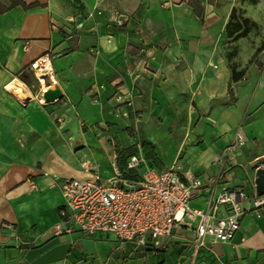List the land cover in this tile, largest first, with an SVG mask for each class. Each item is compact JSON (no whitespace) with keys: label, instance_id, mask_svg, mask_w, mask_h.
<instances>
[{"label":"crops","instance_id":"1","mask_svg":"<svg viewBox=\"0 0 264 264\" xmlns=\"http://www.w3.org/2000/svg\"><path fill=\"white\" fill-rule=\"evenodd\" d=\"M232 22L241 24L233 37ZM257 33L264 0H0V264H264V213L249 201L231 242L199 248V219L155 248L151 237L144 247L65 233L60 216L63 179L125 178L134 154L198 177L195 209L207 211L223 187L257 195L264 38L249 41ZM48 54V85L63 93L49 104L47 89L18 82ZM128 93L134 105L117 116L115 97ZM239 131L245 144L233 148Z\"/></svg>","mask_w":264,"mask_h":264},{"label":"built area","instance_id":"2","mask_svg":"<svg viewBox=\"0 0 264 264\" xmlns=\"http://www.w3.org/2000/svg\"><path fill=\"white\" fill-rule=\"evenodd\" d=\"M97 13L90 12L88 18L93 19ZM111 40L109 38V42ZM48 61L50 63L49 54L30 66L43 89L50 87L48 82L55 83ZM115 100L117 116H126L128 108L134 105L131 93L119 94ZM41 102L45 103L42 99ZM244 144L239 131L233 148ZM127 168L132 172L139 170V180L128 181L119 173L108 180L99 175L84 180L63 179L61 188L65 205L60 210L65 227L63 232H81L89 236L108 233L116 237L120 245L137 241L144 247L147 246V237H151L157 248L175 231L191 228V224L199 219L194 229L195 244L199 248L206 245L207 240L226 244L234 239L246 214L242 209L244 201L251 202L255 211L264 213V197L249 195L242 188H221L218 195L209 199L207 211L192 208L191 202L201 196L204 183L178 163L158 171L142 154H134L129 158ZM210 183L216 186L218 180ZM31 187L38 189L34 182H31ZM223 208L225 214L220 216Z\"/></svg>","mask_w":264,"mask_h":264},{"label":"water","instance_id":"3","mask_svg":"<svg viewBox=\"0 0 264 264\" xmlns=\"http://www.w3.org/2000/svg\"><path fill=\"white\" fill-rule=\"evenodd\" d=\"M63 98V93L57 85L50 86L42 94V100L49 104ZM256 192L258 196H264V168L257 171Z\"/></svg>","mask_w":264,"mask_h":264},{"label":"rangeland","instance_id":"4","mask_svg":"<svg viewBox=\"0 0 264 264\" xmlns=\"http://www.w3.org/2000/svg\"><path fill=\"white\" fill-rule=\"evenodd\" d=\"M264 36L257 33L255 34V37H254V40H250L249 41L251 42V44H253L252 46L254 47V45L258 42L257 40L259 39H263ZM27 75H29V81H26L24 78H23V74L18 78L20 83L22 84H26L28 87H30L33 91H36L39 89V87L41 86L40 84V81L37 79V77L35 76V74L33 73V71H30V72H27ZM50 83V82H48ZM19 84V83H18ZM129 134L130 136L135 134V131L134 130H129ZM135 150V149H134ZM133 150V151H134ZM160 152H161V155L163 156L164 159H168L169 156L171 154H169V149L166 148V146H160ZM144 158L146 159V156H144ZM127 159L128 158H124V165L127 163ZM147 160V159H146ZM191 207H195L194 205H191Z\"/></svg>","mask_w":264,"mask_h":264},{"label":"trees","instance_id":"5","mask_svg":"<svg viewBox=\"0 0 264 264\" xmlns=\"http://www.w3.org/2000/svg\"><path fill=\"white\" fill-rule=\"evenodd\" d=\"M241 29V24L240 23H230L229 26H228V33L231 37L234 36V34L239 31ZM246 33L240 35V36H237V37H243L245 36ZM23 78L26 80V81H29V75H23ZM125 167H127V163L125 164ZM124 169V168H122ZM123 173H124V177L128 180H137L136 176H135V173L132 172V171H124L123 170Z\"/></svg>","mask_w":264,"mask_h":264},{"label":"bare ground","instance_id":"6","mask_svg":"<svg viewBox=\"0 0 264 264\" xmlns=\"http://www.w3.org/2000/svg\"><path fill=\"white\" fill-rule=\"evenodd\" d=\"M48 68L51 70V66H50V63H49V61H48Z\"/></svg>","mask_w":264,"mask_h":264}]
</instances>
